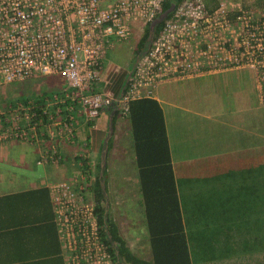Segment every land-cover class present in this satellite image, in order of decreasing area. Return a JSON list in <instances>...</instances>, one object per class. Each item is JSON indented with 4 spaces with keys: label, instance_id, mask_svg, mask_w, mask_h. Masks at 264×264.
I'll return each mask as SVG.
<instances>
[{
    "label": "built area",
    "instance_id": "2783aa9c",
    "mask_svg": "<svg viewBox=\"0 0 264 264\" xmlns=\"http://www.w3.org/2000/svg\"><path fill=\"white\" fill-rule=\"evenodd\" d=\"M164 0H0V85L42 75L62 77L50 94L0 107V142L34 146L35 164L71 171L48 180L63 264H116L94 209V156L77 139V118L153 97L163 82L248 69L264 103V0H177L147 47L121 67L105 56L118 40L162 11ZM78 145L71 159L62 149Z\"/></svg>",
    "mask_w": 264,
    "mask_h": 264
},
{
    "label": "crops",
    "instance_id": "0c3cea01",
    "mask_svg": "<svg viewBox=\"0 0 264 264\" xmlns=\"http://www.w3.org/2000/svg\"><path fill=\"white\" fill-rule=\"evenodd\" d=\"M237 70L243 69L208 73L199 76L202 78H197L214 79L222 89L223 82L233 81L235 90L240 88L238 82L242 81L240 74L232 73ZM249 74L251 75V72ZM50 85L56 84L50 82ZM192 85L194 87V84ZM191 94L189 100L192 107L189 118L191 133L188 136L178 130L175 136V149L177 148L178 153L176 150L175 155L172 154L163 108L160 100L155 97L163 112L170 164L182 221L188 236V247L191 250H200V243H204L199 242L198 235L207 234L213 236L211 242H222L220 246L229 247L231 245L229 242L241 243V247L239 246L241 249L244 246L241 234L256 236L259 234L256 220L264 219V120L256 117L258 112H264L262 109L264 103L257 99L254 110H249L252 113H248L246 112L248 110H245L243 94L237 97L234 94L231 96L229 91L218 94L217 89L210 95H196L193 92ZM113 112L104 111L90 121H84L81 116L77 118V139L90 140V147L94 152L91 153L92 157L100 152L99 146L104 138L101 135L104 131L106 134L108 119L110 117L112 122ZM115 113L109 135V149L111 147L114 149V155L107 159L109 149L105 153L106 193L108 194L111 188L117 193L118 198L122 193L125 198L123 209L127 213L131 227L129 233H133L135 224L141 226L146 247L143 257H148L147 237L141 221L142 207L139 204L130 126L127 116ZM122 118L126 120L123 122L124 125L121 122ZM180 119L181 124L178 123L177 127L181 125L185 127L187 118L181 116ZM123 130L129 131V137ZM125 143L128 147H124ZM184 146L189 149V153ZM77 148L78 145L66 144L62 149L71 159V151ZM180 149L186 154H181ZM116 155L121 158L120 162L116 160ZM35 156L34 146L27 142L14 139L0 142V264H63L50 196L45 183L48 180L65 177L71 168L67 162L63 165H37L34 162ZM123 161L125 164H122ZM15 165L20 166L22 170H34V174L17 170ZM37 166H40L39 170ZM118 186L122 187L120 193L116 189ZM135 212H139V221L134 220ZM225 218L229 220L235 218L238 226L229 225ZM236 226L238 231L235 229ZM212 228L213 232H210ZM260 229L262 234V228ZM254 242L257 241L254 239ZM217 249L221 250V247ZM252 258L257 263L261 254L244 256L246 261L252 262ZM196 260L197 257L194 256L192 264Z\"/></svg>",
    "mask_w": 264,
    "mask_h": 264
},
{
    "label": "trees",
    "instance_id": "16d2710c",
    "mask_svg": "<svg viewBox=\"0 0 264 264\" xmlns=\"http://www.w3.org/2000/svg\"><path fill=\"white\" fill-rule=\"evenodd\" d=\"M168 3L169 0L162 2V10L168 6ZM148 22L143 25L139 33L129 65L145 49ZM160 24L161 22L155 25L154 32L158 30ZM114 115H112V123ZM127 120L130 126L139 204L142 207L141 221L146 232L149 256H140L127 246L108 206L104 204L105 195L98 176L100 160L98 153L92 194L102 234L106 236V242L116 264H192L193 257L199 258L201 253L188 247V236L184 229L170 164L163 112L158 100L153 97L131 100ZM101 146L102 144L100 148ZM109 147L110 137L106 141V152ZM105 173L104 165L102 178L107 192ZM211 238L213 237L207 234L198 235L199 242L204 244L210 243ZM210 246L209 253L213 252Z\"/></svg>",
    "mask_w": 264,
    "mask_h": 264
},
{
    "label": "rangeland",
    "instance_id": "374dc122",
    "mask_svg": "<svg viewBox=\"0 0 264 264\" xmlns=\"http://www.w3.org/2000/svg\"><path fill=\"white\" fill-rule=\"evenodd\" d=\"M140 30L137 28L133 29L132 34L124 40H118L115 42L113 47L109 49L105 56V60L108 64H117L120 66L118 71H114L113 78L116 77L115 81L117 82L121 77V67H125V65L130 61L133 49L136 43V40L139 36ZM250 71H247L245 69L243 70H237L233 71L232 73H237L242 76V81L238 82L240 88H236L233 90V81L232 82H223V89L218 86V82H216L214 79H208L205 78L203 80L199 78H183L178 80H171L161 83L154 91L153 93L155 96L160 100L161 106L164 111L166 123H167V133L168 138L172 150V154L175 155L177 148L175 149V136L178 130L182 131L183 133L187 134L189 136V133H191L190 128V122L189 118L191 115V102L189 101L191 99V93L194 94H212L213 91L217 89L218 94L227 93L229 91L230 95L234 94L235 97L243 94L245 98V110H248L246 112L252 113L249 110H254L255 106L254 104H257V95L254 89V80L253 77L249 74ZM241 80V79H240ZM51 83L56 84L55 86L50 85ZM196 82V83H193ZM199 82V83H197ZM62 83V77L59 75L54 74H48V75H42L38 76L36 78H32L25 81H15V82H7L5 84L0 85V107L3 105L4 102L6 103H14L16 101L25 102L27 99H34V97H37L38 93L41 92L42 94H50L51 91L57 90L59 84ZM194 84V87L193 85ZM50 85V86H49ZM58 85V86H57ZM228 86V87H227ZM221 88V90H220ZM233 91L235 93H233ZM232 96V95H231ZM230 97V96H229ZM237 99V98H236ZM264 110V107L262 108ZM257 111H261L259 109H256ZM257 113L256 117L264 120V112ZM183 116L187 120L185 121V127H177V124H181L180 117ZM125 118H122L121 122H125ZM183 124V123H182ZM124 125V123H123ZM183 125V126H184ZM106 130V129H104ZM124 131V132H123ZM122 132L128 135L129 137V131L123 130ZM111 134V132H110ZM109 134V135H110ZM105 135V131L102 133L101 137L103 138ZM110 137V136H109ZM128 147L127 143L124 144V147ZM99 146V150H100ZM184 149L187 153H189V149L184 146ZM181 154L185 155L183 149H180ZM99 152V151H98ZM100 153V152H99ZM178 153V150H177ZM117 154V153H116ZM114 155V149L112 150V147L108 151L107 159L112 157ZM96 158V159H95ZM95 162L97 160V155L95 156ZM116 160L118 162L121 161V158L116 155ZM131 160V159H130ZM125 164L123 161L122 164ZM1 164V162H0ZM14 167V166H12ZM15 168L17 170H22L20 166L15 165ZM40 166H37V169L39 170ZM25 173L34 174V170H22ZM131 176V175H130ZM115 188V186H114ZM113 188V189H114ZM118 193H120L122 187L118 186L117 188ZM116 192L111 191L107 194V202H108V209H110V213L114 220L116 221L118 231L122 234L123 238L126 241L127 246L134 252L137 253L140 256H145L146 253V247H145V239L144 234H142L143 229L141 226H137L135 224V229L132 231L133 233H129L130 230V222L127 217V213L125 209H123V204H125V198L123 195L120 194V198L116 196ZM116 196V197H115ZM111 201V202H110ZM110 205V207H109ZM140 215L139 212H135V218L134 220L139 221ZM229 225H237L238 222L235 218L232 220H229V218H225ZM262 220V222H261ZM253 221V220H252ZM256 227L258 230V233L256 236L253 234H247L243 235V244L242 255H254L256 253L261 254V258L257 260V263L253 259V263L251 261H246L244 259V256L240 254V248L241 243L234 244L232 242H229L231 244L228 246H220L222 242H210L201 244L200 243V256L197 257V260L194 262V264H264V219H258L256 220ZM217 222V221H216ZM225 222V221H224ZM222 223V222H221ZM254 225V223H253ZM238 226V225H237ZM237 231H238V228ZM260 228H262L263 233L260 234ZM210 232H213V228L210 229ZM236 233V232H235ZM240 235V233H239ZM213 237V236H210ZM229 238V236H227ZM236 237V236H235ZM241 237V236H240ZM213 239V238H211ZM255 241L257 242H254ZM248 241V242H246ZM251 241V243H249ZM261 243V244H259ZM255 244H257V248L255 249ZM211 245V246H210ZM209 246L212 247L213 252L209 253ZM221 250H218L217 248H220ZM214 248V249H213ZM228 250V251H226ZM241 250V251H242ZM145 251V252H144ZM149 251H147L148 254Z\"/></svg>",
    "mask_w": 264,
    "mask_h": 264
},
{
    "label": "water",
    "instance_id": "95a60500",
    "mask_svg": "<svg viewBox=\"0 0 264 264\" xmlns=\"http://www.w3.org/2000/svg\"><path fill=\"white\" fill-rule=\"evenodd\" d=\"M175 2H176V0H169L168 6L166 8H164L162 11H160L152 19L149 20L145 48L149 44V41L151 39L155 25L157 23H159L160 20L173 8ZM111 128H112V122H111V118L109 117V119H108V130H107V132H106V134L102 140V146H101L100 153H99L100 160H99V171H98L100 186H101V189L103 191V194L105 195L104 204L106 207L108 206V202H107V197H106V191L104 189V182H103V178H102V169L105 165L106 141H107V138L111 132ZM114 251H116V250H114Z\"/></svg>",
    "mask_w": 264,
    "mask_h": 264
}]
</instances>
